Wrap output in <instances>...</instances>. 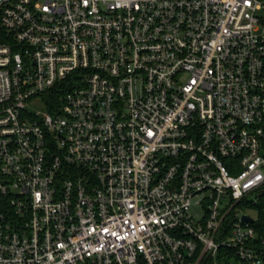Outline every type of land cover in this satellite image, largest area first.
Returning a JSON list of instances; mask_svg holds the SVG:
<instances>
[{
    "label": "built area",
    "instance_id": "obj_1",
    "mask_svg": "<svg viewBox=\"0 0 264 264\" xmlns=\"http://www.w3.org/2000/svg\"><path fill=\"white\" fill-rule=\"evenodd\" d=\"M0 30V264H264V0H0Z\"/></svg>",
    "mask_w": 264,
    "mask_h": 264
},
{
    "label": "trees",
    "instance_id": "obj_2",
    "mask_svg": "<svg viewBox=\"0 0 264 264\" xmlns=\"http://www.w3.org/2000/svg\"><path fill=\"white\" fill-rule=\"evenodd\" d=\"M4 41H6V36L4 34V31L0 30V44L4 43ZM53 101H55V98L53 99Z\"/></svg>",
    "mask_w": 264,
    "mask_h": 264
},
{
    "label": "rangeland",
    "instance_id": "obj_3",
    "mask_svg": "<svg viewBox=\"0 0 264 264\" xmlns=\"http://www.w3.org/2000/svg\"><path fill=\"white\" fill-rule=\"evenodd\" d=\"M245 213H247L249 216L253 217L254 216V213L251 212V211H245Z\"/></svg>",
    "mask_w": 264,
    "mask_h": 264
},
{
    "label": "water",
    "instance_id": "obj_4",
    "mask_svg": "<svg viewBox=\"0 0 264 264\" xmlns=\"http://www.w3.org/2000/svg\"><path fill=\"white\" fill-rule=\"evenodd\" d=\"M246 221H248V219L244 218Z\"/></svg>",
    "mask_w": 264,
    "mask_h": 264
}]
</instances>
